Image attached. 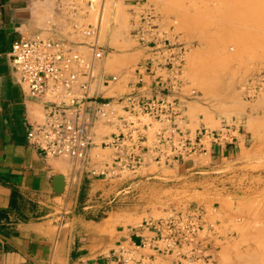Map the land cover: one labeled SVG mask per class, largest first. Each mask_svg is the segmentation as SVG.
<instances>
[{
	"label": "rangeland",
	"instance_id": "1",
	"mask_svg": "<svg viewBox=\"0 0 264 264\" xmlns=\"http://www.w3.org/2000/svg\"><path fill=\"white\" fill-rule=\"evenodd\" d=\"M74 2L70 14L58 6V18L41 21L46 31L33 37L69 40L85 62L92 58V42L102 46L105 55L95 62L90 94L109 98L127 90L146 57L132 22L151 7L164 36L186 48L177 84L187 119L184 127L229 125L234 138L227 145L239 140L236 148L222 154L213 147L212 153L194 154L174 165L149 160L134 173L112 178L93 172L110 161L109 148L93 147L78 162L53 156L68 168L75 163V169L96 179L91 204L99 210L95 215L102 221L100 231L145 229V220L162 218L169 209L198 207L204 222L200 238L212 264H264V0ZM89 28L97 34H85ZM110 74L118 76L117 81L102 85L99 77ZM113 130L109 124L95 127L100 136ZM122 248L133 261L118 264H141L140 258L150 255L156 257L154 264L170 261L151 247L126 243Z\"/></svg>",
	"mask_w": 264,
	"mask_h": 264
},
{
	"label": "built area",
	"instance_id": "2",
	"mask_svg": "<svg viewBox=\"0 0 264 264\" xmlns=\"http://www.w3.org/2000/svg\"><path fill=\"white\" fill-rule=\"evenodd\" d=\"M64 1L58 0V6L70 14L77 3ZM158 21L151 7L133 20L132 33L146 48V57L127 90L109 98L90 94L94 62L105 55V49L95 41L90 44L93 57L85 62L69 40H15L10 54L18 83L29 97L41 99L42 104L43 118L31 125L29 142L44 154L65 156L74 162L87 157L93 147L109 148L110 161L93 171L102 178L124 171L134 173L149 160L157 165H174L231 143L234 137L229 125L218 129L184 127L187 119L177 84L186 48L167 39ZM96 30L89 28L84 33L95 34ZM117 77L101 75L99 81L107 86ZM100 123L114 130L100 136L95 133ZM144 223L152 238L141 246L150 245L156 255L170 260L158 264H212L200 238L204 229L200 208L169 209L164 217ZM120 252L123 262L133 261V256H127L128 250L121 247ZM148 258V264H154L155 255Z\"/></svg>",
	"mask_w": 264,
	"mask_h": 264
},
{
	"label": "crops",
	"instance_id": "3",
	"mask_svg": "<svg viewBox=\"0 0 264 264\" xmlns=\"http://www.w3.org/2000/svg\"><path fill=\"white\" fill-rule=\"evenodd\" d=\"M57 1L0 0V264H118L124 244L149 248L141 243L152 233L100 231L99 210L91 204L96 179L75 169L74 161L68 168L44 154L27 137L43 118L42 104L18 83L10 52L15 40L46 31L41 21L58 18Z\"/></svg>",
	"mask_w": 264,
	"mask_h": 264
},
{
	"label": "bare ground",
	"instance_id": "4",
	"mask_svg": "<svg viewBox=\"0 0 264 264\" xmlns=\"http://www.w3.org/2000/svg\"><path fill=\"white\" fill-rule=\"evenodd\" d=\"M47 8V7H46ZM102 21H105V20H102ZM232 39V38H231ZM230 39V40H231ZM235 43H237V42H235ZM247 49V48H246ZM81 57V56H80ZM93 57V56H92ZM82 58V57H81ZM83 59V58H82ZM84 60V59H83ZM98 60H100V59H97V60H95V62L96 61H98ZM85 61V60H84ZM91 61V60H90ZM95 62H94V64H95ZM260 77V76H259ZM252 89V88H251ZM263 118H264V116H262ZM260 120V119H259ZM261 124V123H260ZM263 125V124H262ZM263 127V126H262ZM261 134H264V133H261ZM258 135V134H257ZM261 136V135H260ZM264 136L262 135L261 136V138H263ZM264 140V139H263ZM260 141V140H259ZM263 143V142H262ZM260 146H261V143H260ZM260 146H258V147H260ZM257 147V146H256ZM263 147V146H262ZM258 149V148H257ZM258 150H261L260 148L258 149ZM258 152V151H257ZM259 153H261V152H259ZM262 155V154H261ZM255 156H257V154L255 155ZM259 157V156H258ZM258 161V160H257ZM262 161V160H261ZM264 163V162H263ZM259 168H260V166H259Z\"/></svg>",
	"mask_w": 264,
	"mask_h": 264
}]
</instances>
